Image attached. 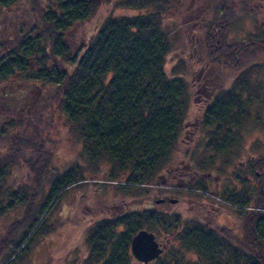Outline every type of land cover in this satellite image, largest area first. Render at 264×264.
Returning <instances> with one entry per match:
<instances>
[{
    "label": "rangeland",
    "instance_id": "1",
    "mask_svg": "<svg viewBox=\"0 0 264 264\" xmlns=\"http://www.w3.org/2000/svg\"><path fill=\"white\" fill-rule=\"evenodd\" d=\"M44 1L53 4L56 0ZM83 1L87 5L93 4L94 11L86 21L73 25L65 32L64 41L70 49L71 58L79 54L85 42L107 19L129 18L141 13L129 5V2L138 4L141 0ZM164 1L152 0L150 3L168 9L163 15L164 25L166 29L175 31L174 35L169 33L172 49L167 56L165 73L169 78L187 73L184 77L192 94L172 162L167 172L163 173L169 175L163 181L170 184L167 188L171 193L170 201L174 203L159 204L158 200L167 193H145L141 188L127 186L126 180L117 176L115 171L86 158L73 133L59 121V113L56 111L53 115L59 90L40 85L37 79L45 78V72L42 67L34 69L38 62L30 60L21 71H13L8 77L12 80V90H17V95L21 96L17 98L13 92V105L21 109L24 97L29 95L31 107L29 114H21L20 109L15 113L10 111L12 122L8 124L6 133L4 129L0 136V156H8V159L0 160V261L4 259L3 255L12 252L10 248L29 230L18 251L28 248V252L22 254L20 262L25 261L28 253L26 264H83L88 255L86 238L90 227L99 220L132 210H160L167 215L180 216L176 222L180 230L197 222L200 228L241 241L245 233L244 217H239L236 210L240 209L228 204L226 199L231 194H236L239 200L244 197L255 199L257 194L252 191L256 188L262 189L264 194V0H236L234 9L227 3L229 7L224 5L223 9H227L228 13H223L230 15V25L223 24L219 29L204 27L201 32L197 30L195 33L189 31L191 17L198 15L195 6H199L200 10L204 8L206 12L211 7L220 8L227 0H214L209 6V0ZM135 4L133 7L137 6ZM44 7H41V12L39 9L35 12L31 10L34 19L31 21L28 0H13L7 6H0V39L40 31L37 36L47 43L44 40L45 31L40 27L43 22L37 18L51 9ZM141 7L143 15L146 11H154ZM191 9L192 14H187L186 11ZM21 22L23 25L18 24ZM207 36L208 40H205ZM206 42L218 49L221 47L222 57L208 56L204 49ZM205 61H212L215 66ZM233 86L254 95L255 101L259 102L257 106L261 108L258 111L261 122L254 125L253 122L244 123L245 128H239L230 153L221 155L223 158L211 152L208 155L206 144L204 147L203 144L210 138L203 134L199 113L213 96L223 90H232ZM45 91L46 94L51 93V97L50 94L40 96ZM214 158L219 161L212 162ZM68 172H81L85 180L63 193L59 199H51L54 180H64L63 175ZM49 198L50 206L39 218L46 219L44 226L47 227H43L40 236L29 243L39 225L29 229L31 219L26 221L29 209L32 208L33 218L38 216ZM250 203H253L252 200ZM249 210L252 208H246L245 212ZM17 221L19 225L15 229L13 224ZM52 225L53 230L50 231ZM172 228L168 232L160 227L150 231L162 242L164 252L171 248ZM26 244L28 247H24ZM241 244L246 246L244 242ZM176 252L183 251L176 249Z\"/></svg>",
    "mask_w": 264,
    "mask_h": 264
},
{
    "label": "trees",
    "instance_id": "2",
    "mask_svg": "<svg viewBox=\"0 0 264 264\" xmlns=\"http://www.w3.org/2000/svg\"><path fill=\"white\" fill-rule=\"evenodd\" d=\"M12 1L0 0V6H7ZM151 1L129 2L131 8L141 11L139 15L107 19L85 42L79 54L72 58L64 41L65 32L86 21L94 11L93 4L87 5L83 0H56L53 4L44 0H28L31 21L34 20L32 9L35 12L42 6L51 8L42 14L43 20L41 14L37 16L43 22L40 27L45 31L47 43L37 36L40 31L37 34L27 32L24 36L30 40L26 47L29 56L43 55V61L36 57L29 59L33 63L38 62L34 69L42 67L45 72V78L37 81L46 89L59 90L53 115L56 111L59 113V121L73 133L83 155L115 171L117 176L126 180L127 186L141 188L145 193L165 192L170 185L164 183L169 175L163 173L172 162L192 98L184 77L187 73H176L175 78H169L165 73L167 56L172 49L169 36L175 31L166 29L164 25L163 15L168 9L151 5ZM227 3L220 7L222 12L228 13L223 9L224 5L229 7ZM134 4L137 6L133 7ZM141 6L154 11H146L143 15ZM229 18L230 15H222L214 28L219 29L224 23L230 25L232 21ZM204 49L208 56H216V59L223 55L221 47L218 49L207 42ZM205 63L214 65L212 61ZM42 93L40 96L50 94L51 97V93ZM258 103L248 90L235 86L213 96L199 113L203 134L210 138L203 144V147L206 144V153L210 155L211 152L221 158V155L230 153L239 128H245L247 122H253V125L261 122ZM215 158L212 162L217 163L219 160ZM63 177L64 180H54L51 199H59L85 180L81 172H68ZM252 192L257 194V198L239 200L236 194H231L226 199L228 204L242 211L236 210L245 222L241 241L200 228L197 223L180 230L176 223L180 216L167 215L155 209L132 210L99 220L90 227L86 238L88 255L83 264H140L131 256V240L140 230L154 232L158 227L165 232L173 227L174 237L170 236L172 244L169 251L148 264H264V194L260 188ZM49 200L38 212L39 217L33 218L32 208L29 209V219L25 218L26 221L31 219L29 229L39 224L29 243L40 236L43 227H47L44 226L46 219L39 218L50 206ZM246 208L252 210L245 212ZM18 225V221L13 224L15 229ZM49 228L52 231L53 225ZM28 232L25 231L10 248V254L3 255L0 263L26 264L28 253L25 261L20 262V259L28 248L18 251ZM243 242L245 247L241 244ZM176 249L183 252H176Z\"/></svg>",
    "mask_w": 264,
    "mask_h": 264
},
{
    "label": "flooded vegetation",
    "instance_id": "3",
    "mask_svg": "<svg viewBox=\"0 0 264 264\" xmlns=\"http://www.w3.org/2000/svg\"><path fill=\"white\" fill-rule=\"evenodd\" d=\"M216 1V0H215ZM220 0H218L219 2ZM214 0H209L208 6L212 4ZM227 2L230 4L231 8L234 9V6H236V0H227ZM233 5V6H232ZM192 7V6H191ZM195 12H198V15L196 17H191L190 21H192V25L189 28V31L195 33L198 31H202V28L207 27L211 28L212 26L215 27V23L217 22V18L219 15H221L223 12L219 7H211V9L204 11V8L200 10L199 6H195ZM194 12V13H195ZM186 13L192 14V9L186 11ZM178 14V13H177ZM201 14V15H200ZM186 15V14H185ZM216 15V17H215ZM184 14H182V17ZM213 16V17H212ZM180 17V15H179ZM212 17V18H211ZM185 18V16L183 17ZM183 20V19H182ZM183 23V22H182ZM191 23V22H190ZM188 23V24H190ZM20 25H23V22L18 23ZM224 25H226L224 23ZM219 26V24H218ZM6 27V26H5ZM211 30V29H209ZM26 34L21 36H15L11 37L7 40L0 39V136L2 133H5L7 130L8 124H11L12 122V116L11 112H16L19 107H16L13 105V92L16 94L17 98L21 97L20 95H17V90H12V80H10V77L12 75L13 71H21L24 66L27 65V62H29V59H34L35 57L29 56V49L26 47L29 45L30 40L28 38L24 37ZM202 40V38H201ZM204 42V37L203 41ZM67 44V43H65ZM37 60L43 61V55L36 56ZM20 88V87H18ZM23 96V95H22ZM39 96V95H38ZM25 100H23L22 107L20 109L21 114H29L30 113V102H29V95L24 97ZM23 98V99H24ZM5 138L7 139L6 135ZM2 159H8L7 154H4ZM165 190L164 193H167L165 196H163L162 199L158 200L159 204H167L169 202L174 203L170 201L171 193L168 190ZM160 211V210H158ZM197 223V222H196ZM199 224V223H197ZM157 242H160L156 238ZM161 246H163L162 242L159 243ZM165 250V249H164ZM164 252V251H163Z\"/></svg>",
    "mask_w": 264,
    "mask_h": 264
},
{
    "label": "water",
    "instance_id": "4",
    "mask_svg": "<svg viewBox=\"0 0 264 264\" xmlns=\"http://www.w3.org/2000/svg\"><path fill=\"white\" fill-rule=\"evenodd\" d=\"M165 247L155 239V235L147 230H140L131 240L130 253L140 264H148L158 259Z\"/></svg>",
    "mask_w": 264,
    "mask_h": 264
}]
</instances>
